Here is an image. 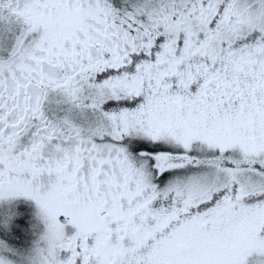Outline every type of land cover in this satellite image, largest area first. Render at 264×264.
<instances>
[{
    "label": "snow or ice",
    "instance_id": "snow-or-ice-1",
    "mask_svg": "<svg viewBox=\"0 0 264 264\" xmlns=\"http://www.w3.org/2000/svg\"><path fill=\"white\" fill-rule=\"evenodd\" d=\"M0 264H264V0H0Z\"/></svg>",
    "mask_w": 264,
    "mask_h": 264
}]
</instances>
